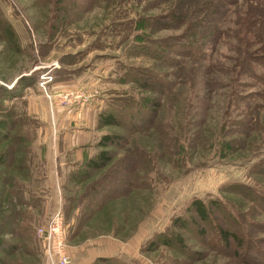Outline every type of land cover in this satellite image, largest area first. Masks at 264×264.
<instances>
[{
  "label": "rangeland",
  "instance_id": "rangeland-1",
  "mask_svg": "<svg viewBox=\"0 0 264 264\" xmlns=\"http://www.w3.org/2000/svg\"><path fill=\"white\" fill-rule=\"evenodd\" d=\"M0 17V264H47L56 210L72 264H264V0H0Z\"/></svg>",
  "mask_w": 264,
  "mask_h": 264
},
{
  "label": "built area",
  "instance_id": "built-area-1",
  "mask_svg": "<svg viewBox=\"0 0 264 264\" xmlns=\"http://www.w3.org/2000/svg\"><path fill=\"white\" fill-rule=\"evenodd\" d=\"M92 98H85L89 103ZM69 224L62 210H56L36 230L47 264H72L67 244Z\"/></svg>",
  "mask_w": 264,
  "mask_h": 264
},
{
  "label": "trees",
  "instance_id": "trees-1",
  "mask_svg": "<svg viewBox=\"0 0 264 264\" xmlns=\"http://www.w3.org/2000/svg\"><path fill=\"white\" fill-rule=\"evenodd\" d=\"M0 25L3 26V34L8 36L9 39L14 40L15 39V32L12 30V27L9 26L8 24H6V22L4 20H2V18L0 17ZM100 121L104 126H114L115 124H117L115 116L113 114H100ZM112 141L111 137L105 136L104 139L101 142V146H108L109 143ZM110 154L108 152L102 151L98 156H96L94 159L89 160L88 158H86L83 167L86 166L89 170H99L104 168L105 166H107L111 160ZM238 187L241 185H237ZM250 188V186H248ZM195 214L197 215V219L203 223H210V218H211V213H210V207L213 208V206L216 207V204H205L201 201H197L195 204ZM219 206V205H218ZM229 213V212H227ZM226 216H228L230 218V222L235 224V219L227 214ZM191 221H193L192 219H189ZM219 236L221 237V239H223L225 242L224 244L226 245V241H228L230 238H232V236H234L232 233H230L229 230L227 229H221L218 230ZM235 237V236H234ZM173 241H175L176 245L178 246H183V240L180 236H176L175 238H172ZM237 240V239H236ZM239 245L241 244V240H238Z\"/></svg>",
  "mask_w": 264,
  "mask_h": 264
},
{
  "label": "crops",
  "instance_id": "crops-1",
  "mask_svg": "<svg viewBox=\"0 0 264 264\" xmlns=\"http://www.w3.org/2000/svg\"><path fill=\"white\" fill-rule=\"evenodd\" d=\"M92 107H94V109L96 108V106H94V105ZM86 113L89 115V120H90L89 121V124H90L91 123V119H92V112L90 110H87ZM75 143H76V141L74 142V144ZM74 146H76V148L73 149L75 151V153H76L75 154V162H82L84 160V157H86V154H87V156H89L92 153L91 152L92 149L85 148V147L89 146V144L88 143L87 144H84V143H82L81 140H80L79 143H76V145H74ZM65 165L66 166H70V164L67 163V164H64V165L60 164V167H59V159L57 157V159H56V166L55 167H54V165L52 163V166H53V170L54 171H55V168H56V172L54 174L55 177H57L56 175H58L57 169H61L60 171H63V167H66ZM50 170L52 171V167H51ZM87 256L86 257H80L79 260H84L85 258H87Z\"/></svg>",
  "mask_w": 264,
  "mask_h": 264
}]
</instances>
